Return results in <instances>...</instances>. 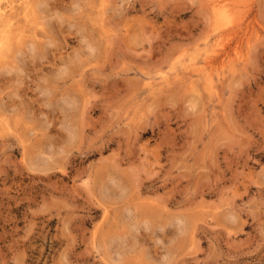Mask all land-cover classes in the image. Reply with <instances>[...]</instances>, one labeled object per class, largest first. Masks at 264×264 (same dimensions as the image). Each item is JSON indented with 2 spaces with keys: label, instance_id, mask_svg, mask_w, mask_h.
<instances>
[{
  "label": "rangeland",
  "instance_id": "rangeland-1",
  "mask_svg": "<svg viewBox=\"0 0 264 264\" xmlns=\"http://www.w3.org/2000/svg\"><path fill=\"white\" fill-rule=\"evenodd\" d=\"M0 6V264H264V0Z\"/></svg>",
  "mask_w": 264,
  "mask_h": 264
},
{
  "label": "bare ground",
  "instance_id": "bare-ground-1",
  "mask_svg": "<svg viewBox=\"0 0 264 264\" xmlns=\"http://www.w3.org/2000/svg\"><path fill=\"white\" fill-rule=\"evenodd\" d=\"M218 5H219V4H218ZM1 6H2V4H1ZM1 6H0V7H1ZM1 14H2V13H1ZM220 46H221V45H220Z\"/></svg>",
  "mask_w": 264,
  "mask_h": 264
}]
</instances>
